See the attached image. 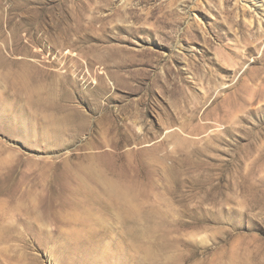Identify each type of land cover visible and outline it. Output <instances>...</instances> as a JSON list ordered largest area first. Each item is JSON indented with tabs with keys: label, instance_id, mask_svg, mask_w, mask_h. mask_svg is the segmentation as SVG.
Segmentation results:
<instances>
[{
	"label": "rangeland",
	"instance_id": "rangeland-1",
	"mask_svg": "<svg viewBox=\"0 0 264 264\" xmlns=\"http://www.w3.org/2000/svg\"><path fill=\"white\" fill-rule=\"evenodd\" d=\"M0 264H264V0H0Z\"/></svg>",
	"mask_w": 264,
	"mask_h": 264
},
{
	"label": "snow or ice",
	"instance_id": "snow-or-ice-1",
	"mask_svg": "<svg viewBox=\"0 0 264 264\" xmlns=\"http://www.w3.org/2000/svg\"><path fill=\"white\" fill-rule=\"evenodd\" d=\"M0 135H2V132H0Z\"/></svg>",
	"mask_w": 264,
	"mask_h": 264
}]
</instances>
